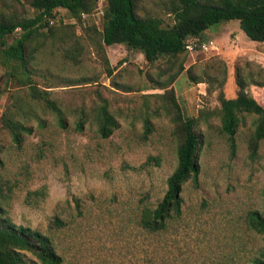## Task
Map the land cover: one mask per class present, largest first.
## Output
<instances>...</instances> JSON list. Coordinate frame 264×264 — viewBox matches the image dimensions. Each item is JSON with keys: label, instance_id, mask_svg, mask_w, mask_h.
<instances>
[{"label": "rangeland", "instance_id": "1", "mask_svg": "<svg viewBox=\"0 0 264 264\" xmlns=\"http://www.w3.org/2000/svg\"><path fill=\"white\" fill-rule=\"evenodd\" d=\"M104 6L97 0L80 20L55 9L34 53L31 78L49 90L65 127L0 64V116L19 107L31 128L16 145L0 120L6 215L51 234L63 264L248 263L264 251V233L246 223L249 211L264 212V138L251 156L255 116L245 114L232 152L220 131L218 96L237 95L239 73L247 93L264 105V85H257L264 82V42L250 40L237 20H229L189 37L184 53L149 63L137 49L103 43ZM2 11L33 15L24 0H0ZM137 12L159 17L165 26L174 22L170 0H138ZM171 94L184 115L198 118V173L182 186L181 219L148 233L137 225L139 211L163 196L181 140L162 109ZM103 101L117 120L106 138L96 121ZM54 217L64 225L52 224Z\"/></svg>", "mask_w": 264, "mask_h": 264}, {"label": "trees", "instance_id": "2", "mask_svg": "<svg viewBox=\"0 0 264 264\" xmlns=\"http://www.w3.org/2000/svg\"><path fill=\"white\" fill-rule=\"evenodd\" d=\"M20 2L21 0H13ZM33 10L32 16L0 12V64L8 71V77L28 88V95L43 101L56 116L59 126L65 127L61 108L50 98L49 90L39 88L32 80V61L35 52L43 44L49 20L57 8L65 9L71 17L80 20L82 14L92 12L97 0H24ZM138 0H105L102 15L101 39L104 44H125L142 52L147 62L152 63L162 56L174 57L186 51L187 39L199 37L206 29L224 21L237 20L240 29L252 41L264 42V0H170V12L174 22L163 25L162 19L152 15H139ZM18 31L17 34H15ZM41 40V41H40ZM108 73H111L109 70ZM238 92L227 98L220 93V131L230 141L231 151H235V133L245 114L254 115V129L248 141L253 156L264 138V105L246 91V81L237 73ZM257 85L263 86L264 82ZM162 109L171 115L181 140L177 146V164L166 180V189L154 207L143 206L138 215L137 225L148 233H158L169 224L181 219L183 213V184L198 173V150L202 134L198 132V118L186 116L171 94ZM19 107L9 113L4 112L0 120L8 129L12 141L20 145L23 134L31 131L25 115ZM96 121L101 137H108L117 126V120L109 111L106 101L97 108ZM82 128L83 120L77 122ZM151 126L145 120V130ZM1 193V191H0ZM264 194V191H263ZM4 199L5 194L1 193ZM246 223L257 233H264V212L251 210L246 215ZM52 224L60 227L64 221L54 217ZM33 256L41 264H63L51 234L26 225L15 224L0 203V264H33L26 255ZM244 264H264V251Z\"/></svg>", "mask_w": 264, "mask_h": 264}, {"label": "built area", "instance_id": "3", "mask_svg": "<svg viewBox=\"0 0 264 264\" xmlns=\"http://www.w3.org/2000/svg\"><path fill=\"white\" fill-rule=\"evenodd\" d=\"M186 48L190 49L191 48V45L190 43L187 41V44H186Z\"/></svg>", "mask_w": 264, "mask_h": 264}]
</instances>
